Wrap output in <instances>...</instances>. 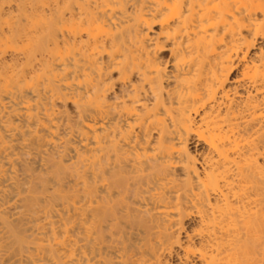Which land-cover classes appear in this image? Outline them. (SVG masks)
<instances>
[{"label":"bare ground","instance_id":"bare-ground-1","mask_svg":"<svg viewBox=\"0 0 264 264\" xmlns=\"http://www.w3.org/2000/svg\"><path fill=\"white\" fill-rule=\"evenodd\" d=\"M0 264H264V0H0Z\"/></svg>","mask_w":264,"mask_h":264}]
</instances>
